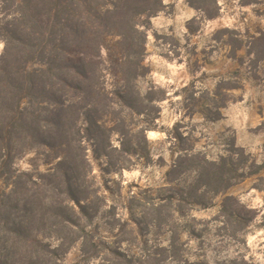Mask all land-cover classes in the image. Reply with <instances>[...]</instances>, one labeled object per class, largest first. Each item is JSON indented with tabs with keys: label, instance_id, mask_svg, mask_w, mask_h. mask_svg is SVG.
<instances>
[{
	"label": "rangeland",
	"instance_id": "obj_1",
	"mask_svg": "<svg viewBox=\"0 0 264 264\" xmlns=\"http://www.w3.org/2000/svg\"><path fill=\"white\" fill-rule=\"evenodd\" d=\"M189 1L164 0L156 16L135 19V49L143 63L131 85L141 114L114 95L126 85L128 45L119 31L100 40L88 100L97 106L94 115L102 129L92 130L91 137L75 135L89 163L82 169V185L100 210L88 226L98 252L75 246L60 253L59 264H176L170 240L175 252L210 264L227 259L264 264V0H217L219 15L210 20ZM68 98L74 104L82 99ZM191 151L209 161L240 152L249 170L259 174L228 175L233 187L216 196L210 208L182 203L179 218V204L169 196L182 192L193 176L167 173ZM60 157L58 148L27 147L14 169L39 180ZM207 182L199 187L206 191L203 202L220 188L214 180L211 191L205 189ZM59 191L48 195L68 202ZM227 197L226 208L250 220L246 229L222 217ZM40 240L45 252L37 264H53L48 250L56 242L47 231ZM31 261L25 255L22 264Z\"/></svg>",
	"mask_w": 264,
	"mask_h": 264
},
{
	"label": "trees",
	"instance_id": "obj_2",
	"mask_svg": "<svg viewBox=\"0 0 264 264\" xmlns=\"http://www.w3.org/2000/svg\"><path fill=\"white\" fill-rule=\"evenodd\" d=\"M189 3L209 20L219 15L217 0ZM163 8L164 0H1L0 264H22L25 255L31 256L30 264H37L44 257L40 240L44 231L56 242L48 250L53 264H59L61 252L67 254L75 246L83 253H88L90 247L98 252L88 226L100 210L94 208L82 185V169L89 163L82 140H75L76 134L91 137L92 130L102 129L94 115L97 106H90L88 100L93 93L92 62L101 59L100 40L119 31L129 47V69L126 85L114 95L134 113L141 114L131 85V80L139 77L143 63L141 51L135 49V19L156 16ZM68 97H82L81 103H70ZM81 117L85 124L80 122ZM80 123L83 126L79 128ZM35 145L63 152L55 169L42 174L39 180L14 169V160ZM240 152L209 161L191 151L174 162L167 176H193L190 184L185 182L188 185L182 192L170 189V201L176 199L179 204L175 210L179 218L184 217L180 216L182 203L210 208L216 196L233 187L228 175L245 179L259 174L249 170ZM204 180L208 181L205 189L210 190L214 180L220 185L208 202H203L206 191L199 188ZM169 185L172 188L174 182ZM59 190L68 202L53 201L48 195ZM228 201L230 197L221 203L222 217L246 229L250 220L235 209L228 210ZM169 248H174L170 259L176 264H210L203 258L191 259L181 251L175 252L174 240L169 241ZM238 262L247 264L237 259L215 264Z\"/></svg>",
	"mask_w": 264,
	"mask_h": 264
}]
</instances>
